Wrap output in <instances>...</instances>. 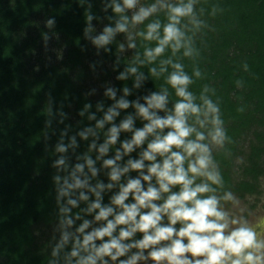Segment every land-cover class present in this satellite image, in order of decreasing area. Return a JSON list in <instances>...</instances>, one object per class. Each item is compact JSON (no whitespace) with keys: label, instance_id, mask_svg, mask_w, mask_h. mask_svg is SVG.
I'll return each instance as SVG.
<instances>
[{"label":"trees","instance_id":"trees-1","mask_svg":"<svg viewBox=\"0 0 264 264\" xmlns=\"http://www.w3.org/2000/svg\"><path fill=\"white\" fill-rule=\"evenodd\" d=\"M122 2L0 0V264H77L79 257L89 254L80 248L78 257L70 255L84 234L105 223L95 220V210L89 211L96 199L89 189L98 183H112L110 189H97L102 206H112L111 197L120 185L139 175L130 170L119 182H112L110 169L103 166V160L114 158L117 150L124 153L121 144L131 139L132 131H121L106 154L98 149L112 125L119 126L131 116L134 131L148 122L138 115L135 103L145 104V97L152 93H166L167 104L164 110L150 111L160 117L173 114L175 103L182 99L168 83L170 75L178 71L176 64L189 77L186 91L200 108L198 116L187 114V124L205 135L201 143L208 145L214 165L209 170L220 176L219 184L196 178V183H207L213 190L203 195L217 196L221 208L229 201L224 199L225 193L243 198L260 192L264 174V0H192V14L180 17L176 25L183 34L180 46L174 48L176 41H170L154 58L145 53L163 39L164 26L170 22L168 6L186 5L189 0L164 4L140 0L146 8L155 4L157 10L137 24L126 8L120 13L113 11ZM157 22L160 27L155 38L145 39L148 25ZM117 23L126 24L127 30L115 32L106 45L93 43L106 27L114 29ZM132 68L136 71L131 72ZM99 83L107 86L97 93ZM120 99L130 106L119 108ZM205 100L217 107L215 115L225 133L223 143L214 148L210 135L215 127L213 114H206ZM110 108L118 114L99 127L98 121L104 120ZM195 137L193 132L188 139ZM153 138L154 134L149 135L144 145L124 153L117 164L124 167L129 159L141 158ZM61 146L65 151L57 150ZM60 159L63 165L56 164ZM86 159L94 161L96 175ZM161 160L157 156V161ZM149 163L145 161V165ZM76 164L84 165L83 172L76 175L87 179L88 185L63 196L65 180L72 183ZM187 164L186 159L185 168ZM141 183L147 188L146 182ZM152 184L158 187L155 177ZM178 190L179 186L172 188ZM81 192L87 200L80 199ZM70 198L77 200L75 207L67 203ZM132 202L130 195L125 203ZM120 210L115 208V212ZM68 219L73 221L71 225L66 223ZM85 220L89 227L84 233L77 232ZM120 227L124 226H118L114 236ZM142 235L137 232L131 239L139 240ZM93 243L99 246L102 241ZM137 251L131 248L119 259H128ZM108 264L118 262L109 260Z\"/></svg>","mask_w":264,"mask_h":264},{"label":"clouds","instance_id":"clouds-1","mask_svg":"<svg viewBox=\"0 0 264 264\" xmlns=\"http://www.w3.org/2000/svg\"><path fill=\"white\" fill-rule=\"evenodd\" d=\"M137 0H123L122 5H115L113 11L120 13L124 8L131 9L135 7ZM169 23L164 26L163 39L159 41L154 50L146 51V56L154 58L160 55L165 45L170 41H176L174 48L180 46L179 41L182 33L176 27L179 24V18L192 14V0L186 5H169ZM156 5L148 8H140L132 16L134 23H141L149 15L155 12ZM91 19V17H89ZM160 27L159 23L148 25V31L145 39H154V33ZM126 24L117 23L116 27H106L103 34L98 36L93 43L97 46L106 45L110 42L115 32H125ZM129 47H135L130 44ZM187 55V53H186ZM174 67L178 70L172 73L168 83L175 89L176 95L182 99L174 105L173 114L160 117L155 111L150 109L164 110L167 104V94L152 93L145 97V104L135 103L138 115L148 121L142 128L133 131V119L131 116L124 119L119 126L112 125L109 128V134L105 143L101 144L98 151L101 154L108 152L109 145L117 142L121 131H132L130 140L124 141L121 147L124 153H131L136 148L144 145L149 135L154 134V138L147 143L142 151L141 158L129 159L124 167L117 164L122 159L119 150L114 158L103 160V166L110 169L108 178L112 182H119L121 176L131 171L139 173L137 178H130L126 183L120 185V190L111 197L112 206H102L100 191L105 187L111 188L112 183L108 185L97 184L95 188H90L96 199L91 203L89 211H96L95 220L105 221L103 226L94 228L92 231L83 235L82 240L74 245L70 255L78 257L80 248L89 251L86 256L79 257L77 264H108L109 260L118 262V264H136L137 260L150 259L153 264H264V257L255 254L261 248H264V241L257 239V233L250 227L240 226L232 229L225 234L228 228L226 213L218 207L219 198L215 195H203L213 191L207 183H196L197 177H204L213 184L220 183L219 173L210 171L214 167L210 149L208 145L201 143L205 135L197 132L195 128L187 124V114L199 115L200 108L192 103L193 96L186 91V86L190 83L187 75L181 71V65ZM135 72L136 69H130ZM127 94V89H125ZM110 96L115 93L109 90ZM117 105L121 109H127L130 102L120 99ZM206 114L212 113V123L215 126L214 131L210 133L211 139L216 144H222L225 139V133L220 126L222 121L217 115V107L211 101L205 100ZM118 113L110 108L105 115L104 120L98 121V126L103 127L105 121H112ZM203 126V121H200ZM165 128L170 131L160 134L157 129ZM196 133L194 140L188 139L192 133ZM86 139V135L81 133ZM95 147V144L92 145ZM182 149V151H173V149ZM60 152L65 151L63 146L57 149ZM195 154V156H194ZM157 156L162 157L157 161ZM194 156V159H189ZM188 160L185 168V160ZM145 161H149L145 165ZM85 163L90 168L93 176L97 174V169L92 167L94 161L86 159ZM57 165H63L64 160L56 161ZM84 165L76 164L75 172L71 174L72 183L65 180L66 187L61 190V195L70 196L71 190L85 188L88 180H81L76 172H83ZM147 169L145 174L144 170ZM155 177L156 185L152 184ZM56 179H59L57 177ZM147 183V188L141 181ZM179 186L178 191H172V188ZM99 189L100 191H98ZM162 194H167L162 196ZM134 202L125 203L129 196ZM81 200H87L88 197L83 192L80 193ZM225 200L231 199V194L225 193ZM162 203H155L161 201ZM67 203L73 207L77 205L76 199H68ZM121 209L115 212V208ZM147 209V211H142ZM67 212L68 209H62ZM113 216V219H108ZM164 217H167V223L164 224ZM72 220H66L71 225ZM232 223H236L235 220ZM90 222L85 220L77 232L84 233L89 227ZM180 224L179 229L174 227ZM119 234L113 235L118 226ZM142 233V238L132 240L135 233ZM108 237L107 240H104ZM66 240L67 237L65 236ZM95 240H101L102 243L97 246L93 243ZM187 240V243L184 241ZM123 241H131L123 243ZM167 241L169 243L162 244ZM138 251L128 259H119L131 249ZM143 250H149L147 256L143 255ZM251 250V251H249ZM190 254V255H186ZM105 257L108 260L104 259ZM198 257H203L199 259Z\"/></svg>","mask_w":264,"mask_h":264},{"label":"rangeland","instance_id":"rangeland-1","mask_svg":"<svg viewBox=\"0 0 264 264\" xmlns=\"http://www.w3.org/2000/svg\"><path fill=\"white\" fill-rule=\"evenodd\" d=\"M166 1L168 0H159V3L164 4ZM140 8H146L141 4L140 0H137L135 7L131 9L126 8L129 11L131 19ZM123 38L124 40L126 39L125 37ZM105 86H107L105 83H99L96 86V92L99 93L100 90H102L101 87ZM216 145V143L212 142L211 148H214ZM259 183V193L246 195L243 198L232 195L228 202L222 204L220 210L226 213V219L228 222V228L225 230V234L236 227L247 226L257 233V239L259 241H264V174L260 177ZM233 220L236 221L235 224L232 223ZM255 254L264 257V248H261L259 252H256ZM143 255L147 256V253ZM198 258L202 259L203 257ZM136 264H153V262L150 259L137 260ZM162 264H166V262H162Z\"/></svg>","mask_w":264,"mask_h":264}]
</instances>
